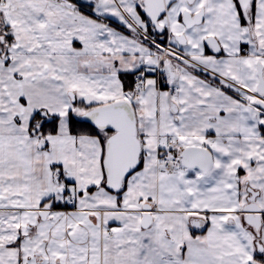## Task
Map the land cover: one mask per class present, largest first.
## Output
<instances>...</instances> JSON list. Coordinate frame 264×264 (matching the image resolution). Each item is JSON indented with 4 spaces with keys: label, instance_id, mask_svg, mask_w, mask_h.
Returning <instances> with one entry per match:
<instances>
[{
    "label": "snow or ice",
    "instance_id": "1",
    "mask_svg": "<svg viewBox=\"0 0 264 264\" xmlns=\"http://www.w3.org/2000/svg\"><path fill=\"white\" fill-rule=\"evenodd\" d=\"M0 264H264V0H0Z\"/></svg>",
    "mask_w": 264,
    "mask_h": 264
}]
</instances>
